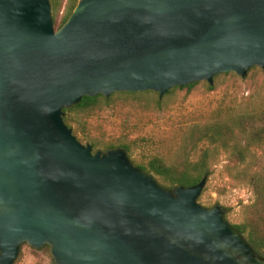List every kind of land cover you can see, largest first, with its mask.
<instances>
[{"label":"water","instance_id":"water-1","mask_svg":"<svg viewBox=\"0 0 264 264\" xmlns=\"http://www.w3.org/2000/svg\"><path fill=\"white\" fill-rule=\"evenodd\" d=\"M264 69V0H0V264H264L219 205L164 186L127 152H92L63 121L83 96Z\"/></svg>","mask_w":264,"mask_h":264},{"label":"rangeland","instance_id":"rangeland-1","mask_svg":"<svg viewBox=\"0 0 264 264\" xmlns=\"http://www.w3.org/2000/svg\"><path fill=\"white\" fill-rule=\"evenodd\" d=\"M67 1L57 0V19ZM207 85L206 81H198L190 89H175L165 97L166 105L161 111L144 109L137 102L122 104L115 100L111 108L103 109L89 120V133L103 143L128 145L127 155L136 166H147L154 156H162L169 163L188 127L227 122L244 112L264 107L262 72H247L244 78L235 73L218 76L213 79L212 88ZM227 165L225 153H220L209 165L210 174L206 175L205 190L198 202L206 207L221 206L226 219L237 223L254 195L249 185L230 177ZM259 257L264 261V257ZM13 264L54 263L48 246L36 249L23 244Z\"/></svg>","mask_w":264,"mask_h":264},{"label":"trees","instance_id":"trees-1","mask_svg":"<svg viewBox=\"0 0 264 264\" xmlns=\"http://www.w3.org/2000/svg\"><path fill=\"white\" fill-rule=\"evenodd\" d=\"M77 1L68 0L65 10L57 19V0H49L55 29L66 21ZM255 71L264 73V69L258 66H252L248 70ZM228 74L233 72L217 74L213 79ZM197 83L175 86L161 98L157 92L151 90L114 92L108 97L102 94L83 96L77 104L62 109L63 121L82 144H89L92 147V152L116 147L128 151V145L125 143H103L91 136L89 120L98 116L103 109L111 108L115 100L122 104L137 102L144 109L161 111L166 105L167 95L175 89H190ZM207 86L212 88L211 84ZM231 119L227 122L192 125L187 128L186 136L169 163L162 156H154L148 161L147 166L142 164L137 166L145 172L154 174L158 182L168 188L190 186L197 184L205 175H209V165L220 153H225L230 177L235 182L249 185L254 195L252 202L244 207L242 220L231 224L245 237L257 255L264 257V107L244 112Z\"/></svg>","mask_w":264,"mask_h":264}]
</instances>
